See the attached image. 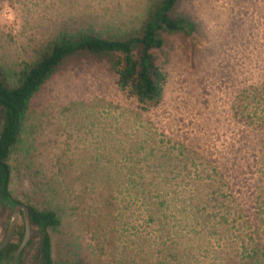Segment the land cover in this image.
<instances>
[{"label": "rangeland", "instance_id": "374dc122", "mask_svg": "<svg viewBox=\"0 0 264 264\" xmlns=\"http://www.w3.org/2000/svg\"><path fill=\"white\" fill-rule=\"evenodd\" d=\"M155 1L0 0V64L15 74L63 31L131 32ZM177 11L196 29L165 34L153 50L164 74L157 105L138 102L105 60L90 59L66 63L31 100L8 159L10 191L60 214L48 230L53 264H264V164L229 184L208 159L240 158L245 130L264 128V0H180ZM131 181L207 184L212 218L163 246L161 223H146L153 210ZM12 209L0 205V241ZM37 239L20 264H38Z\"/></svg>", "mask_w": 264, "mask_h": 264}, {"label": "trees", "instance_id": "16d2710c", "mask_svg": "<svg viewBox=\"0 0 264 264\" xmlns=\"http://www.w3.org/2000/svg\"><path fill=\"white\" fill-rule=\"evenodd\" d=\"M180 0H156L147 10L138 29L119 36L104 37L91 29L63 31L50 39L40 54L30 62L22 64L20 69L10 75L0 64V205L14 207L21 203L10 191L11 167L8 159L13 148L21 141L32 98L45 82L58 72L66 63L77 59L105 60L117 73L118 83L128 88L138 102L157 105L162 97L164 74L156 63L153 50L164 46L165 34L176 32L192 33L196 29L192 19L177 11ZM246 129L243 139V154L240 158L234 152L229 156L208 158L217 162L211 167L218 181L224 180L241 184L244 168H256L264 164V128L260 125ZM250 133H255L251 136ZM227 158L226 161H223ZM175 176H180V171ZM170 184L168 182H134L130 188L144 205L152 209L146 217V223L157 220L161 231L166 235L165 246L171 233L179 239L180 231L194 232L199 224L205 225L212 218L209 211L214 190L204 185ZM128 188V192L130 190ZM173 193L172 197L170 193ZM31 225L30 239L22 250L18 264L24 252L36 237L34 260L38 264H53L51 237L48 232L61 225L60 214L50 207L38 208L27 204ZM176 228V229H173ZM25 223L18 224L11 241L0 250V262L9 263L20 244ZM175 243V242H173ZM172 243V244H173ZM169 259L178 257L177 250L170 252ZM65 264H81L75 260Z\"/></svg>", "mask_w": 264, "mask_h": 264}, {"label": "water", "instance_id": "95a60500", "mask_svg": "<svg viewBox=\"0 0 264 264\" xmlns=\"http://www.w3.org/2000/svg\"><path fill=\"white\" fill-rule=\"evenodd\" d=\"M28 215H29V209L26 205H24L23 203H17L16 205H14L12 209V213H11V219L8 224L5 236L0 241V250H1L11 241V239L13 238L15 229L17 225L19 224V221L23 219L25 223L24 235H23V238L20 244L18 245L17 249L15 250L13 254L11 264H18L20 254L30 239L31 225L29 222Z\"/></svg>", "mask_w": 264, "mask_h": 264}, {"label": "flooded vegetation", "instance_id": "af4514ba", "mask_svg": "<svg viewBox=\"0 0 264 264\" xmlns=\"http://www.w3.org/2000/svg\"><path fill=\"white\" fill-rule=\"evenodd\" d=\"M23 220V219H22Z\"/></svg>", "mask_w": 264, "mask_h": 264}]
</instances>
